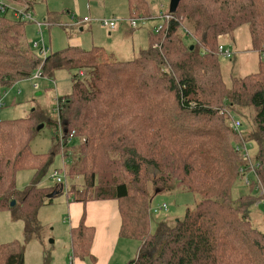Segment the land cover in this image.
Here are the masks:
<instances>
[{
  "label": "trees",
  "instance_id": "obj_1",
  "mask_svg": "<svg viewBox=\"0 0 264 264\" xmlns=\"http://www.w3.org/2000/svg\"><path fill=\"white\" fill-rule=\"evenodd\" d=\"M10 1L32 10L36 3ZM129 7L131 17H156L148 0H129ZM172 14L159 33L149 32V46L129 61L100 48L72 46L43 58L27 40V23L0 16V60L6 55L17 62L0 68V95L39 70L49 78L59 70H75L72 93L60 99L59 116L69 133L87 141L71 149L74 156H65L71 159L62 174L66 179L80 175L84 188L73 185L66 195L83 204L118 201L120 236L142 241L137 259L129 264H264V233L249 219L250 209L264 200V61L257 73L232 77L227 86L217 44L220 34L251 20L253 49L263 54L264 0H182ZM63 16L49 13L48 30L61 25ZM180 18L190 28L186 38L193 36L189 46L180 33L187 29ZM84 70L91 72L88 82L80 74ZM224 104L229 110L220 114L217 108ZM241 106L254 110L253 127L242 138L230 124L231 114ZM186 118L193 122L186 125ZM35 130L31 117L0 121V210H12L16 220L25 221L28 235L38 209L58 186L40 185L53 156L61 153L59 145L53 153H35ZM242 139L257 145L254 163L259 166L249 194L234 200L236 181L251 174L236 150ZM149 167L157 170L156 178L147 173ZM26 169L34 170V179L18 191L16 173ZM180 186L200 197L196 206L173 225L160 223L152 232L155 193ZM84 227L81 223L72 230L81 256L92 239ZM24 261L19 242L0 245V264Z\"/></svg>",
  "mask_w": 264,
  "mask_h": 264
},
{
  "label": "rangeland",
  "instance_id": "obj_2",
  "mask_svg": "<svg viewBox=\"0 0 264 264\" xmlns=\"http://www.w3.org/2000/svg\"><path fill=\"white\" fill-rule=\"evenodd\" d=\"M148 1L156 16L162 11H168L170 9L171 0ZM77 2L82 14L79 17H89L91 20L90 24H93V32L85 31L81 33L78 29L71 30L67 27H62L64 22L68 20L69 16L67 14L69 12H76ZM125 3V0H36L34 11L36 13L35 19L37 23H27V40L31 42V44L36 41H41L42 36L39 32L38 23H44L49 13H60L64 15L60 20L61 25L53 27L51 31H48V28L45 26L43 28V38L46 46L49 49L51 48L50 52L66 49L72 46L78 38H81L83 40L82 49L89 51L101 47L104 50H102L103 53L109 54V48L111 49L112 43L108 42V32L100 21L112 20L114 18L120 20V24L122 18L130 19L132 13L130 14L129 0H127L128 7ZM12 4L17 8H23L24 6L23 4L15 2ZM180 19L187 28H183L180 33L185 44L189 46L193 44V36L190 34L192 38H186L187 32L185 30H190V28L188 24L184 22L183 18ZM253 22L254 21L250 20L237 30L218 36L217 44H220L219 47L224 46L226 49L233 52V57L230 59L219 55L224 81L227 86L231 85L232 77H244L249 74L257 73L259 71L260 61H264V53L262 54L253 49L251 37ZM154 23L155 21L148 22L146 26L142 27V31L147 33L150 28L153 30ZM149 32L148 35L145 34L147 40L150 35ZM103 42L105 43L102 44ZM148 44L149 43L146 45L144 41L142 46L144 45V48H146ZM155 47L159 49L158 46ZM262 48L264 49V46H262ZM33 51L39 53L37 50L33 49ZM142 51H138L134 56L118 55L117 58L120 61L133 60L138 57ZM0 61L1 71L11 68L17 63L13 57L6 55H2ZM89 71L90 70H84V78L87 82L90 81L89 78L91 76V72ZM74 73L75 70H59L55 73L54 78L43 77L42 75V77L38 79L33 78L35 75L33 74L29 79L22 80L1 92V98L4 97L6 93L7 96L4 98V107L0 109V121L31 117L32 124L35 125L36 128L31 143L32 150L35 153L48 154L57 150L59 145V140H57L56 135L59 129L58 126L61 125L65 132L63 121L59 116L58 105L62 103L60 102L61 98L71 95L73 85L72 76ZM217 110L222 114L228 111L229 107L224 104L218 107ZM237 110L238 112L235 111L231 114L230 120L231 122L233 120H240L243 123L241 131L245 135V132H249L253 127L252 119L254 110L250 106H241V108L239 107ZM238 113H241V115ZM243 114L245 117L242 116ZM191 122H193V120L186 118V125H190ZM41 124H44V127L37 130V127ZM56 124H58V126ZM86 141L87 139L85 136H77V139L69 145V148L67 147L63 151L59 145L61 153L53 156V163L50 167L49 174L42 180L40 186L56 188L58 183L52 178L54 171L61 169L63 164H65V167L69 166L71 158L66 157L65 159V156L67 154L74 156L76 151L72 152L71 149ZM247 147L251 160L249 162H244V165L253 168V166L256 165V162L254 163V158L257 154L258 147L253 142H248ZM243 171L244 169L241 170V172ZM147 173L151 179L158 176L157 170L153 167L147 168ZM34 174L35 172L32 169L17 171L16 189L18 191L26 189L32 183ZM62 175H64V173ZM64 176V185H58L50 194L49 201L38 209L35 221L32 223L30 235L26 234L25 221L16 220L12 210H0V245L19 242L24 248V264H74L78 260V249L75 244V237H73V233L70 229L71 221L69 220V205L73 202H71V197H67L66 191L73 185L78 189H83L84 181L80 175H76V177L73 176V178L69 179H66V175ZM253 176L254 174L251 173L243 178L240 177L236 181L232 192L234 200L249 194L247 181L248 179L254 181ZM150 193L153 194L155 192L151 190ZM261 193H264L263 190ZM199 199L200 197L197 194L187 191L184 186L175 187L170 191H159L157 194L155 193L150 208L152 232L156 231L160 223L168 222V224L173 225L172 222L174 220L182 219L186 209L194 208ZM163 205H166L167 210H159L158 213H154V210H158L159 207ZM249 216L252 225L264 233V200H262V202L259 201L258 204L256 203V205L250 209ZM141 245L142 241L139 239H120L117 245L118 247L115 248V261L118 264H129L133 260H136Z\"/></svg>",
  "mask_w": 264,
  "mask_h": 264
},
{
  "label": "crops",
  "instance_id": "obj_3",
  "mask_svg": "<svg viewBox=\"0 0 264 264\" xmlns=\"http://www.w3.org/2000/svg\"><path fill=\"white\" fill-rule=\"evenodd\" d=\"M125 2L128 7L127 0ZM33 12L36 15L34 9ZM75 13L69 12L67 14L69 16L68 20L66 22L62 21L64 22L62 27L64 26L71 30L78 29L81 33L85 31L93 32V24H90L91 20L85 22L83 20L86 18L85 16L84 18L79 17L82 14L78 2ZM131 13L132 11L130 10ZM127 20V18H122L117 30L113 32L105 28L109 35L108 42L112 43L111 49L109 48V55L114 56L117 60L118 55H136L138 51H142L144 48V45L142 46L144 41L146 45L149 43L150 35L147 40L145 34L148 35L152 28L147 33H144L142 27L132 29ZM159 24L160 21H155L154 27ZM82 45L83 40L78 38L72 47L82 48ZM99 48L103 50V48ZM69 220L71 221V231L78 228L81 223H84V232H92L91 246L88 253L83 256L78 255V260L74 264H118L115 261V248L118 247L119 240H125V238L120 236L122 217L117 200L91 201L86 204L73 202L69 205Z\"/></svg>",
  "mask_w": 264,
  "mask_h": 264
},
{
  "label": "built area",
  "instance_id": "obj_4",
  "mask_svg": "<svg viewBox=\"0 0 264 264\" xmlns=\"http://www.w3.org/2000/svg\"><path fill=\"white\" fill-rule=\"evenodd\" d=\"M12 3L13 2L10 0H0V16L7 17V18H9L13 21H17V22L35 23V24L37 23V21L35 19V14H34L33 10L29 8V6H23V8L22 7L17 8ZM172 19H173L172 13L162 11L158 16L153 17V18L130 17V19H128L127 21H128V23L132 29H139L141 27H144V26H146V24L148 22L153 21V20L160 21V24L157 25L156 27H154V33H159L161 31V29L163 28V25L168 23ZM76 20L78 21V19H76ZM83 20L85 22L90 21V19L87 17L84 18ZM119 22H120V20H117V19L100 21L102 26L111 32L117 30ZM38 26H39V32H40L42 38H41V41H36V42L32 43V48L34 50H37L43 58H46L50 53V49L45 44V41L43 38V28H44V26L47 28V25H45V21H44V23H38ZM185 31H187V30H185ZM219 53L228 59L233 57V52L226 49L224 46L219 47ZM80 74L84 75V72H81ZM35 77L36 78L42 77V71L39 70L35 74ZM6 96H7V93L5 94L4 97H2V98L0 97V109L2 107H4V105H5L4 98ZM61 102L63 103L64 101H61ZM61 104L58 105V110L60 109ZM231 127L235 131L240 132L242 127H243V123L240 120H233L231 122ZM58 137H59V145H60L62 151L65 148L69 147V145L72 144L75 139H77V135L75 132L65 133L63 131V128L61 125L59 126ZM237 150L243 154L246 162H249L251 160L246 144L237 146ZM258 166L259 165L256 164L253 166V168H251L253 174H255V169L258 168ZM64 168H65V164H63V167L61 170L54 171V173L52 175V178H54L56 180V182L58 183V185H60V186L64 185L63 175H62V170ZM247 184H250V179H248ZM163 206L159 207L158 210H154V213H158L159 210H167L166 205L164 207Z\"/></svg>",
  "mask_w": 264,
  "mask_h": 264
},
{
  "label": "water",
  "instance_id": "obj_5",
  "mask_svg": "<svg viewBox=\"0 0 264 264\" xmlns=\"http://www.w3.org/2000/svg\"><path fill=\"white\" fill-rule=\"evenodd\" d=\"M181 1L182 0H171L170 1V9H169V12L175 13L177 11V8H178V6H179V4H180ZM193 48H194V46L191 47V50H193ZM38 94H41V93H38ZM43 127H44V124H41V125H39L37 127V130L42 129ZM65 133H68V130L67 129H65ZM15 205H16V201H13L11 203V206L14 207Z\"/></svg>",
  "mask_w": 264,
  "mask_h": 264
},
{
  "label": "bare ground",
  "instance_id": "obj_6",
  "mask_svg": "<svg viewBox=\"0 0 264 264\" xmlns=\"http://www.w3.org/2000/svg\"><path fill=\"white\" fill-rule=\"evenodd\" d=\"M36 78V77H35ZM38 78H40V77H38ZM235 132H237V131H235ZM238 133V135H240L241 136V138H242V136L244 135L243 133H242V131H240V132H237ZM247 141H244L243 139H242V141L237 145V146H239V145H243V144H246V146H247ZM248 148V147H247ZM236 150H237V147H236ZM238 151V150H237ZM241 155H242V157H244L243 156V154L240 152V151H238ZM251 173H252V170L250 171ZM63 182H65V176L63 175Z\"/></svg>",
  "mask_w": 264,
  "mask_h": 264
}]
</instances>
